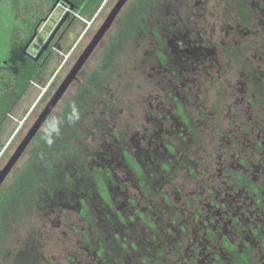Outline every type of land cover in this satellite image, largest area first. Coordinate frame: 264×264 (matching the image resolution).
Listing matches in <instances>:
<instances>
[{"label": "rangeland", "instance_id": "374dc122", "mask_svg": "<svg viewBox=\"0 0 264 264\" xmlns=\"http://www.w3.org/2000/svg\"><path fill=\"white\" fill-rule=\"evenodd\" d=\"M85 1L87 2L86 8L90 9L99 0ZM114 1L101 0L98 9L91 17L86 13H83V16L77 14L72 34L62 44V79L99 27ZM135 1L128 0L125 3L115 22L80 69L77 79L63 94L62 109L67 102L76 97L79 87L88 88L87 85H93L96 90L89 97L90 104L83 106V116L80 121L78 120L79 125H77V129H81L80 134L67 139L68 146L64 153L69 156L68 158L71 157L75 164L83 149L100 153L99 150L104 147L108 151L104 153L113 158L111 165L113 181L110 184L113 187L120 184L122 190L114 195L113 204L120 208L121 212L134 214L136 209L144 210L146 202H149L154 204V208H151L150 211L159 218L162 216L166 223L172 222L173 219H181L184 215L185 217L191 216L190 214L197 212V209H199V218L203 219L210 211L206 203V198L209 195L208 188L221 185V177L225 175L220 168L221 161L225 160L226 163H229L234 160V155L241 156L245 160L242 162V168L244 170L259 169V175L256 174L257 179L264 180V111L255 110L254 116L257 118L252 116V120L254 119L252 124L240 127V119L235 116L240 112V108L233 103L241 101V98L244 97V86L248 93L252 90V86H254L252 81L257 76L259 78L256 79V87L261 88L260 91L264 93V0H247L253 14L251 24L242 23L237 18L232 0H167L161 4L153 17L154 19H150L160 26L161 40L156 38L151 30H148L145 34L140 33L124 41H119L116 45L118 47H116L113 43L117 41L115 37L123 26L122 18L132 6V2ZM174 32H178L179 37L186 35L184 38H189L190 41L185 40L183 44L176 40ZM227 45L232 51L231 53L224 49V46ZM179 46L183 49L193 50L194 48L193 52L196 53L197 50L198 54L210 53L206 58L192 59L193 63L189 66H187L188 59L181 67L182 62L178 59ZM160 49L166 55H170L172 57L170 60L176 61V68L181 70L177 74L183 84L178 83V87L174 84L175 78L172 79L168 73L163 78L159 73H156L158 69L157 51ZM199 61L203 66L199 67L196 64ZM169 79H172V82H169ZM171 85H174V94H177L178 101L184 105L185 111L193 119L198 117L200 109L203 108L200 120L193 121L199 142L197 140L190 143L180 139L178 133L182 131L184 125L176 118L175 114L172 116L171 123L177 129L173 130L175 135H172L171 142L181 152H186L185 156L188 155L191 160L207 158L209 163L212 161L213 164L209 167V171L208 168L203 167L207 172H210L211 176L207 178L208 173L203 174L202 179L197 181L180 168L178 170L176 168L174 172L167 171L168 177H172L170 178L171 182L160 184L158 179H154V183L149 187L139 186L137 182L140 178L129 171L130 166L126 163L119 146L123 142H126L128 147L131 144L130 149L133 151L131 153L139 157L141 161H143L141 152L149 150L161 152L163 150L162 153L167 154L164 152L166 138L161 136V146L158 132L155 135V145L152 143L145 150L139 148L138 144L141 140L144 143L151 134H155L151 127V120L154 118L151 112L155 110L156 104L161 106L160 109L168 108L165 106L168 100L165 90L167 87L171 88ZM184 87L190 89L184 92ZM219 88L221 92L218 90ZM197 94L201 95V99ZM233 110L234 112H232ZM165 111L167 110H163V112ZM168 112L172 113L173 111L169 110ZM102 118L106 120L102 129L92 128L91 125L95 123L90 125L87 123L91 119L98 122ZM213 118L219 120L215 131H212L210 123ZM115 124H118L116 127L120 130L121 135L113 141L111 131L108 129L111 126V128H115ZM190 124L188 123L189 126ZM60 156L62 160V155ZM237 163L238 159L234 161L233 166L235 167ZM24 164L25 157L18 162L14 174L19 172ZM147 172L148 169L144 167L143 176L146 178L148 177ZM99 188L103 195L102 187L99 186ZM149 188L153 189L155 193L151 201H149L150 199L147 201L140 191L141 189L145 194ZM215 189H211L210 195L216 194ZM227 192L226 188L220 187L221 196L216 195L215 199L211 198L216 203L223 202L225 199L224 206L214 212L217 213L219 219L229 218L238 210L240 211L237 214L240 216L238 227L243 228L249 222V218L261 219L264 217V210H259L254 204L247 207L248 214H243V211H246V205L242 202L248 201L249 197L245 193L238 197L226 196ZM129 193H135L137 198L135 205H131L127 201ZM96 197L94 196L96 205L94 204L90 210L94 214L99 213L102 207L95 199ZM63 201L59 190L52 188L49 192L39 186L37 198L29 205L30 209L21 218L9 224L12 227H9L11 230L7 234L5 232L7 243L5 242L2 248L4 251L0 252V264H93L96 254L91 255L90 251H84L85 247L81 246L83 237L80 232L81 229L89 228L90 221L82 219L78 213L71 209L63 210L61 206ZM211 210H214L213 207ZM196 220L193 225L197 227V230H186L189 238L192 234L196 238L202 234L200 227L203 225L200 226V222ZM136 223L138 220L133 221L131 226L134 227ZM97 226L103 229L99 218ZM223 226L226 228V222ZM223 226H220L218 234L225 230ZM227 228L226 230L230 233L228 234L229 240L240 244L243 237L235 235L236 232L231 229V225ZM120 230L123 229L120 228ZM171 233L175 232L171 231ZM220 236L216 235L217 241L220 240ZM158 238V240L154 239L156 242L152 240L151 246L156 245L158 241L156 247L155 245L153 247L144 245V248L139 250L142 255H150L159 264L160 262L164 264H227L228 262V251L220 242L212 245L214 249L210 250L211 253L202 246L203 250L199 253L195 252L192 257L189 256L191 254L189 252L176 253L177 248L173 247L171 241L169 244L159 236ZM184 238L186 239V236ZM105 247L107 248V246ZM255 247L252 248L251 256L259 258V249ZM140 251L133 256L135 257L134 264L141 262ZM128 254L125 253V256ZM216 255L219 256V259ZM72 257L75 258L71 262L69 259ZM189 257L191 260L188 259ZM108 263L133 264L129 260L126 261L123 255L114 262L108 261Z\"/></svg>", "mask_w": 264, "mask_h": 264}, {"label": "flooded vegetation", "instance_id": "af4514ba", "mask_svg": "<svg viewBox=\"0 0 264 264\" xmlns=\"http://www.w3.org/2000/svg\"><path fill=\"white\" fill-rule=\"evenodd\" d=\"M68 1L73 4L71 10H69L70 5L66 4ZM100 2L98 4H100ZM115 2L116 0L113 2L112 6ZM85 3V0H0V171L5 167L12 154L19 148L29 130L33 127L62 83V44L66 42L68 37L72 34L71 31L76 16L82 13L81 9ZM238 3H245L247 11L242 12L239 11V9L237 10L236 8H238V6H242ZM232 4L237 18L242 23L251 24L253 14L249 2L247 0H232ZM97 9L98 5H94L90 17ZM68 10L69 15L62 21L64 12ZM116 18L112 24L115 22ZM153 25L157 26L159 31L160 26L157 22H154ZM159 33L162 38V33L160 31ZM174 35L176 40L181 41L183 44L185 40L187 42L190 41L189 38H184L186 35L184 37H179L178 32H174ZM178 49V59L182 62L181 67H183L184 61L186 63L188 59L187 66L193 63L192 59L198 60L203 57L206 58L208 53H210L202 52L198 54L197 50L196 53L193 52L195 50L194 48L193 50L187 48L183 49L180 46ZM224 49L229 53L232 52L228 45L224 46ZM158 52H160L161 56L157 54L158 69L156 73H159L162 78L168 73L172 79L175 78L173 81L176 86L178 83L183 84V81L180 82L181 78H178L179 76L177 73L181 70L176 68V61L174 62L173 59L170 60L172 57L168 54L166 55L162 49L158 50L157 53ZM200 62L201 61L196 63L199 67L200 65L203 66ZM252 78L254 79L255 77ZM258 78L257 76L256 79ZM172 79H169V82H172ZM256 79L252 81L254 85L252 86V90L248 93L246 86H244V97L241 98V101L233 102L236 107L240 108V112L235 115L240 119V127L252 124L254 120H252V118H257L254 116L255 110L264 111V93L260 91L261 88L259 89V87H256ZM87 87L88 88H84L83 86L79 87L77 93L80 91L81 93H89L90 90L91 93L96 91L93 85H87ZM188 89L190 88H183L184 92ZM218 90L221 92L220 88ZM165 92L168 97L165 106L168 108L160 109L161 106L156 104L155 110L151 112L154 116L153 120H151V127L154 129L155 134H151L149 139L144 141V143L143 140H141L138 147L146 150L152 143L155 145V135L158 132L160 134L158 136L161 138V146L162 137L164 136L166 138L164 142V152L167 154H163V150H161V152H153V150L141 152L143 158V161H141L139 157L131 153L133 152L130 149L131 144L128 147V144L123 142L122 145L119 146V150L125 157L126 163L130 166L129 171H131L132 174L138 175L140 178L137 182L139 186L144 185L145 187H149L154 183V179H158L160 184L171 182L170 178L172 177H168L167 171L174 172L176 168L177 170L180 168L188 176H191L197 181L202 179L201 176L203 174L206 175V173H208L207 178L211 176L210 172H207L205 169L208 168L209 171V167L213 164L212 161L209 163L207 158L191 160L188 155L185 156L186 152H181V150L177 149L171 142L172 135H175L173 130L176 131L177 129L171 123L173 114H175L176 118L184 125L182 126V131L178 133L180 139L190 143L198 140V134H195V123L193 121H196V119L197 121L200 120V117L203 115V108L200 109L199 107L200 111L198 117L193 119L185 111L184 105L178 101L176 97L177 94H174V85H171V88L167 87ZM199 94H197V96L201 99V95ZM90 96L91 94L89 97ZM62 97L61 95L48 116L39 125L34 135L27 141L25 147L21 150V154L0 183V219L8 221V223H5L4 231L6 234L11 230V228H9L11 225L9 224L25 215L26 211L31 207L29 205L34 202L36 198L32 195L33 191H30L27 201L24 202L21 207H19V201L15 197L11 198V201H8L6 205L4 204V202L7 201L5 199L9 195L14 196L18 194L19 188L24 190L25 184L27 186L33 184L32 174L35 172L34 160L36 152H59V160L55 162V164L53 163V171L55 172L57 170L55 173L56 176H54L55 179H53L55 181V187L53 188L59 190L62 194L64 201L61 206L63 210L71 209L78 213L82 219H88L90 221L89 228L87 230L81 229L80 232L83 237L81 239V246L85 247L84 251H90L91 255H93V253L96 254V259L93 264H110L108 261L114 262L122 255L126 258V261L129 260L130 263L134 264V254L140 251L139 249H143L144 245L153 247L155 244L151 246L153 244L152 240H158V236L163 239V241H168L169 244L171 241L173 247H175V249L177 248L175 252L179 254L183 253V251L189 252L191 253L189 256L193 257L195 252L199 253V251L201 252L203 250L201 249L202 246L207 252L211 253L212 249H214L212 245L216 242H220L228 251L227 264H264V217L261 219H256L254 217L249 218V222L246 226L239 228L238 221L240 220V216H237V214H239L240 211L237 210L233 213L234 215L229 218L223 217L224 220L219 219L217 213L215 214L214 212H217L221 209L220 207L224 206L225 199L220 203L212 201V199L216 198V195L221 196L220 187H224L228 191L226 196L238 197L242 193H245V195L249 197L248 201L245 203L242 202V204L246 205V211H243V214H248L247 211L249 210L247 207H249V205L252 206V204L259 210H264V201L262 202L264 180H258L256 176V174L259 175L260 173L258 172L259 169L244 170L242 168V162H245V160L241 156L234 155V160H231L229 163H226L223 159L224 161H221L220 168H222L225 175L221 177V185L214 184L216 186L208 188L209 195L206 198V203L210 211H208L209 214L203 219L199 218V209H197V212H192L190 214L191 216L185 217L184 215L181 219H173L172 222L166 223L162 216L159 218L150 211L151 208H154V204L149 202H146L144 210L136 209L134 214L121 212V209L113 204L115 200L114 195L122 190L120 184H116L115 187L110 184L113 181L111 167L113 158L108 157L104 153L108 151L104 149V147H101L102 150H99L103 153L83 149L84 152L82 151L80 153L77 160L78 162L75 164H73L74 161L71 157L68 158V155L62 153L66 152L67 149H62V126H57V124L62 123V113H64L66 105L69 103L67 102L62 109ZM90 102V98L88 102L80 101L79 107L83 110V106H88ZM163 110L167 111L163 112ZM169 110L173 112L169 113ZM232 112H234V110ZM81 117L75 115L74 119L80 121L82 119ZM214 119L215 118L211 119L210 122L213 129L212 131L217 129V123H219V120ZM79 121L76 123L77 125H79ZM87 123L89 125L95 123L91 125V127L97 128L98 130V127L100 129L104 127L106 120L102 118L96 122L94 119L93 121L91 119L87 121ZM100 123L101 125H99ZM188 123H191L190 126ZM116 126L118 127V124H115V128H111V126L108 129V131H111L110 134L113 136V141L118 139V136L120 137L121 135L120 130H118ZM77 130L80 134L81 129ZM51 134L57 137V143L54 142L52 144ZM69 137H71V135H69ZM60 155H62L63 161L60 159ZM24 157L25 164L19 172L14 174L18 162ZM44 158L49 161V153L45 155ZM236 159H238V163L235 164L236 166L234 167L233 163ZM68 162L71 164H67ZM144 167L148 169L147 178L143 176ZM203 167H205V169ZM39 170V174L44 175L42 184L45 185L44 187H48L49 183L52 181L49 171L46 166ZM99 186L102 187L103 195L100 192ZM211 189H215L216 194L210 195ZM46 190L49 191V189ZM140 191L144 198H147V201L149 199V201H151V198L155 195L151 188L145 191V194L141 189ZM94 196H97L95 199L102 205L100 212L96 214L90 211L91 207H94L95 204ZM165 197L168 196L165 195ZM23 199L24 198H22L21 201ZM136 200L135 193H129L127 195V201L131 205H135ZM4 205L6 209L2 212L1 210ZM211 207H213L214 210H211ZM90 215H92V217H90ZM98 218L101 221L103 229L97 226ZM193 218L195 220L197 219V222H200V226L203 225L200 227L202 229V234L199 238H196L193 234L190 235L189 238L186 231L197 230V227L193 225L195 222V220H192ZM135 220H138V223L133 227L131 223ZM225 222L226 228L223 226ZM230 225L231 229L236 232V234L234 233L235 235L238 234L243 237L240 244L229 240L228 234L230 233H228L226 229H228L227 227ZM220 226H223L226 232L223 231L218 234L220 232ZM120 228L123 230L121 231ZM171 231H174L175 235L172 234ZM157 234L159 235L157 236ZM180 235H182V237H180ZM216 235H221L219 237L220 240L217 241ZM184 236H186V239ZM144 241L145 244H143ZM5 242L7 243V240L4 241V243L0 240V252L4 251L2 248ZM157 245L158 241L155 247ZM105 246H107V248ZM254 246L259 249V258L251 256ZM125 253H129L128 256H125ZM139 255L140 264H159L155 262L150 255H142L141 251ZM216 257L219 259L218 255H216ZM74 258L75 257H72L69 260L72 262ZM188 259L191 260V257ZM160 264L164 263L160 262Z\"/></svg>", "mask_w": 264, "mask_h": 264}, {"label": "trees", "instance_id": "16d2710c", "mask_svg": "<svg viewBox=\"0 0 264 264\" xmlns=\"http://www.w3.org/2000/svg\"><path fill=\"white\" fill-rule=\"evenodd\" d=\"M167 0H136L135 2H132V6H130V9L128 10V12L123 16L122 18V23L123 26L121 27V29L119 30V33H117L115 39L117 40L116 42H112L114 44V46H116L118 44L119 41H124L127 38H131L134 35H138V34H145L148 30H151L154 35L156 36V38H158L159 40L162 39L161 35L157 29V26H154V22L155 21H150V19H152L155 15L156 12L158 11L159 7L161 6L162 3H164ZM239 1V0H237ZM100 2V0H99ZM98 2V3H99ZM98 3L96 5H98ZM87 2L84 4L83 8L81 9V12L83 13L84 11L88 10L90 11V15L93 12L92 8H86ZM237 4V3H236ZM240 5H242L241 7L238 6V8H236L237 10L239 9V11L242 12H246L247 8L245 3H238ZM154 19V18H153ZM119 39V40H118ZM118 47V46H116ZM118 50V48H116ZM158 55L161 56L160 52L157 53ZM85 93V92H84ZM83 92L81 93L78 92L76 97L73 98L67 105L65 108L64 113H62V123L57 124V126H62V139L64 138V140H62V149H66L68 146V141L67 138H69V135H71V137L75 136V135H79V131L77 130V120H75V115L78 116H83V110H81L82 108L79 107V102H88L89 100V96L90 94H92L91 92H86V94H84ZM77 113V114H76ZM52 137V144L54 142L57 143V137L54 134H51ZM55 139V140H54ZM49 153V157L50 160L47 161L46 158H44L45 155H47ZM64 153V152H62ZM65 154V153H64ZM59 160V152H36L35 154V164H34V169L35 172H33L32 177H33V184L32 185H26L25 184V189L22 190V188H19L18 194H15L14 196H8L5 200H7L6 202H4V204L6 205L7 202L11 201V198H16L19 201V207L23 206V203L27 201V197L30 195L29 192L33 191V196L35 198H37V191H38V187H42L45 189H49V191L51 192L52 188L55 187V181L53 179L54 176H56V172L57 170L54 172V165L55 162H57ZM46 166L47 170L50 173V176L52 178V181L49 183L48 187H44L45 185L42 184L43 183V174H39V169ZM30 182V180H29ZM30 184V183H29ZM27 188V189H26ZM23 192V193H21ZM28 192V194H27ZM24 198L22 201L21 199ZM2 207V212L4 211L5 208ZM8 207V206H7ZM5 223H8V221L0 219V240L6 241L7 240V236L5 234Z\"/></svg>", "mask_w": 264, "mask_h": 264}, {"label": "water", "instance_id": "95a60500", "mask_svg": "<svg viewBox=\"0 0 264 264\" xmlns=\"http://www.w3.org/2000/svg\"><path fill=\"white\" fill-rule=\"evenodd\" d=\"M128 0H116L108 14L106 15L104 21L101 23L99 28L96 30V32L93 34L89 42L86 44V46L83 48L81 53L76 58L75 62L72 64L68 72L65 74L64 78L62 79V83L58 87L56 93L51 98L47 106L44 108L42 113L40 114L39 118L33 125V127L29 130L28 134L26 135L25 139L22 141L19 148L12 154L9 161L5 165V167L0 171V183L4 179L5 175L8 173L12 165L15 163L19 155L21 154V150L25 147L27 141L34 135L39 125L42 123V121L48 116L49 112L55 105V103L58 101V99L63 96L65 91L68 89L69 85L75 80L77 73L79 70L83 67L84 63L87 61L89 56L94 51L95 47L105 34V32L108 30V28L111 26L112 22L116 18L117 14L120 12L122 7L125 5V3ZM70 7L69 10L72 9L73 4L68 1ZM69 10L64 12V15L62 16V21L69 15Z\"/></svg>", "mask_w": 264, "mask_h": 264}, {"label": "crops", "instance_id": "0c3cea01", "mask_svg": "<svg viewBox=\"0 0 264 264\" xmlns=\"http://www.w3.org/2000/svg\"><path fill=\"white\" fill-rule=\"evenodd\" d=\"M89 12H90V11L86 10V11H84L83 13H84V14L86 13V14H89V15H90ZM83 13H81L80 15H82ZM82 16H83V15H82ZM82 16H81V17H82Z\"/></svg>", "mask_w": 264, "mask_h": 264}]
</instances>
